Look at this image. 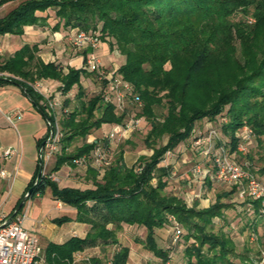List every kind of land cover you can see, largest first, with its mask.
<instances>
[{
	"label": "trees",
	"instance_id": "1",
	"mask_svg": "<svg viewBox=\"0 0 264 264\" xmlns=\"http://www.w3.org/2000/svg\"><path fill=\"white\" fill-rule=\"evenodd\" d=\"M9 1L15 0H0V7ZM47 9H53L57 18L54 29L61 26L98 32L102 42L107 37L114 40L107 41L110 50L115 48L124 57L117 73L131 85L132 92L123 111L106 102L103 89L108 82L84 68L87 50L83 52V65L68 67L66 72L59 64L44 63L36 54V45L24 44L12 56L0 59V87L18 86L36 110L47 116L52 129L55 115L30 83L37 79L58 81L62 95L76 87L79 101V106L58 123L61 137L50 169L43 170L37 179V165L8 216L29 188L32 191L27 200L48 188L54 200L76 210L73 219L56 217L52 219L54 224L74 220L89 226L83 238L72 236L61 244L47 242L43 252L47 264H128L130 249L117 237L122 224L145 229V237H135L134 242L165 264L170 250L157 244L156 230L170 227L171 217L178 223L180 235L177 242L171 238L170 242L174 247L181 243L185 264H253L246 254L237 252L228 233L214 230V220H223L224 210L234 206L222 198L237 197L236 186L219 185L208 175L204 184H216L228 191L218 193L207 207L198 208L195 202L189 207L181 197L165 191L171 167L160 162L167 152H175L199 130L198 122L226 114L228 122L215 126L226 137H220V142L224 141L229 154H236L238 162H248L252 173L263 174L264 166L254 167L249 148L245 155L236 151V133L249 125L255 143L264 142V0H20L0 17V36L21 35L24 26L41 21L36 13ZM237 14L240 18L233 20ZM249 17L254 22H249ZM87 72L95 76L100 87L98 94L84 99L81 77ZM135 97L140 105L135 104ZM68 103L64 100V106ZM133 110V117L148 124L144 143L152 150L151 155H140L135 166L128 167L119 152L99 180L98 171L87 167L93 183L89 188L60 187L50 178L63 165L76 166L75 159L102 145L99 140L86 141L93 130L103 124L123 123ZM49 134L48 126L36 142L38 149ZM77 138L84 142L68 151ZM159 141L161 146L156 147ZM44 149L45 145L41 153ZM205 162L212 167L210 160ZM239 204L250 215L246 224L251 230L249 237L257 238V223L264 220L259 212L260 200L247 197ZM108 245L116 246L110 256L91 255L74 261L76 253Z\"/></svg>",
	"mask_w": 264,
	"mask_h": 264
},
{
	"label": "crops",
	"instance_id": "2",
	"mask_svg": "<svg viewBox=\"0 0 264 264\" xmlns=\"http://www.w3.org/2000/svg\"><path fill=\"white\" fill-rule=\"evenodd\" d=\"M19 1H9L3 4L0 10L6 9V11L0 17L14 8ZM36 14L41 18V21L37 24L24 26L21 35L5 34L0 36V59L12 56L21 46L29 44L37 46L36 54L44 63L54 62L59 64L64 71H67L68 67L80 68L83 64V52L86 49L77 50L71 42V38L77 29L63 28L61 26L59 29H54L57 18L53 9H47ZM95 53L99 62L109 70L118 69L124 62V57L118 52L111 51L106 42H102ZM44 81L51 82L53 80ZM17 111L20 116L11 124L7 120V116ZM105 125H108L109 128L111 127L109 124H103L101 128ZM47 128L46 120L18 86L7 84L0 87V171L4 172V176L0 175V212L9 214L18 199L23 195L38 165L39 150L36 142L45 134ZM7 148H12L13 153L4 156L3 151ZM123 160L128 166V159L124 156ZM136 160L135 158L130 161L135 164ZM51 165L52 163L49 165V169ZM207 166L205 162L204 167ZM46 167L47 162H44L43 170ZM51 174L56 178L55 181L60 187L84 189L93 186L92 176L84 168L63 165L59 170ZM102 175L97 174V180L101 179ZM43 198V194L36 195L32 198L31 204L27 200L25 203L26 207H23L24 210L22 209V212L26 214L23 227L39 238L42 254L47 242L61 244L72 236L80 238L86 236L89 229L86 223L72 220L62 225H56L52 222L53 218L60 216H68L73 219L76 215V210L73 207L54 200L49 190L48 201H50V207L43 210L41 207L43 206ZM33 202L37 206V211L32 210ZM195 203L201 208L208 206L202 204V202ZM54 212L63 213V215L55 216L53 215ZM29 215L30 217H28ZM27 220L31 221L28 225L25 224ZM108 227H111V225ZM126 227H133V225L122 224V229ZM119 234L118 232L117 237H119ZM101 249L102 247L96 246L87 248L80 253L85 257L91 256L88 254L90 252H93L92 255L102 256L103 250Z\"/></svg>",
	"mask_w": 264,
	"mask_h": 264
},
{
	"label": "rangeland",
	"instance_id": "3",
	"mask_svg": "<svg viewBox=\"0 0 264 264\" xmlns=\"http://www.w3.org/2000/svg\"><path fill=\"white\" fill-rule=\"evenodd\" d=\"M5 11L6 9H1L0 16L3 15ZM239 18L240 15L237 14L233 17V20H238ZM248 21L254 22V19L252 17H249ZM107 41L114 43V40L110 39V37H107ZM107 41L106 43H108ZM235 41L238 46V39L236 38ZM111 51L118 52L115 48ZM239 53L240 49L237 48L236 55L238 56ZM101 66L103 69L107 71L109 70L106 69L102 64ZM165 67L169 68L170 65L166 64ZM35 83H40L41 85H43V87L48 90L47 96L49 100L55 102L56 105L54 107V113L58 123L61 121L64 114L72 110L74 107L76 108L79 106V101L75 97V94L77 92L76 87H73V89L68 92V94L62 95L59 90L60 83L58 81L53 80L51 82H47L44 81V79H37L34 82H31L30 84L33 87L35 86ZM81 84L84 88V99H88L89 97L98 94V88L100 87V84L96 81L95 76L93 74L87 72V74L83 75L81 78ZM66 99L69 100V103L68 105L64 106V100ZM129 106L133 107L131 105ZM162 111L165 110L163 109ZM134 114L135 111L133 110L130 115H128L125 121L133 117ZM227 122L228 117L226 114L218 115L216 118L213 119L206 118L201 120L200 122H198L200 125H198L196 129H199L200 132H205L207 127H220V125L226 124ZM248 127L250 126L248 125ZM109 130L110 128L108 127V125H105L104 127L99 128L98 130H93L87 136L86 141L91 142L93 140H99V144L104 145V141L107 140L106 135ZM147 130L148 124H146L143 119H140L138 127L132 133L128 134L126 137L118 138L112 144H108L107 146L109 147L108 150L110 152L108 154V157L111 162L117 158L119 152H122V158L124 159L125 156L126 159H128V167H132L130 165H133L134 163H132L130 160H133L135 158L138 159L140 155H151L152 150L147 147L144 143V137ZM199 130L194 132L193 136H191L188 140L181 143V145L178 146V151L173 152L170 156H166L165 160L160 162V165L162 166L166 164L171 167L170 174L167 178L168 185L165 191L181 197L189 207L193 204V202H202V204L209 205L210 203L215 201L216 195L218 193L228 191L227 188L216 184H213L208 187L206 183L204 184V180H201L194 176V173L192 171L194 166H205V162L203 160L205 157L200 153L202 147H197L193 145V141L195 140L194 135H196ZM218 133H221L220 137L222 138V140H225V135L221 131H218ZM83 142V139L77 138L69 147L68 151H73ZM251 142L252 143L249 144L248 148L251 152L252 163L255 168H261L264 166V142H262L261 145L258 142L255 143L254 139H252ZM161 143L162 142L160 141L157 142L156 147L161 146ZM220 143L221 142L217 141L216 145L218 146L220 145ZM53 160L54 155H52L50 159H48L47 167L44 170L45 172L48 171L49 165L53 162ZM135 164L133 166H135ZM139 169V167H136L135 171H139ZM43 196V206L41 207L44 210L45 208L50 207V201H48V188L45 189ZM32 200L33 199H29V204H31L30 202ZM222 201L226 203L230 202L234 206L224 210L223 220H214V230L223 229V231L228 233L230 238H232L235 243L237 252L246 254L249 259L252 260L253 264H264V220H259L257 223V228L255 232L257 238H251L249 237L251 230L246 227L250 215L248 214V212L242 210L243 207L241 204H239L240 200L235 195H230L228 197L222 198ZM25 207L26 205L24 206V208ZM32 210H38L35 202H33ZM53 215L60 216L63 215V213L54 212ZM28 217H30V215ZM25 222V224L28 225L31 221L27 220ZM169 229L170 228L167 225L164 228L156 230L157 244L161 247L169 248L170 250L169 259L165 264H185V259L181 252L182 245L181 243H179L177 244V246L174 247L171 244V236ZM119 233V243L121 245L128 246L130 249L129 264H163L159 261L158 258L146 251L140 244L134 242L135 237H145V229L133 225V227H126L125 229H122L121 231H119ZM98 247L101 248V246ZM113 248H116V246L108 245L102 247V256H110ZM88 254L92 255L93 252H90Z\"/></svg>",
	"mask_w": 264,
	"mask_h": 264
},
{
	"label": "built area",
	"instance_id": "4",
	"mask_svg": "<svg viewBox=\"0 0 264 264\" xmlns=\"http://www.w3.org/2000/svg\"><path fill=\"white\" fill-rule=\"evenodd\" d=\"M71 42L75 49L87 50L84 68L96 73L97 79L108 82L106 89H103L105 101L114 104L118 111H123L127 105V99L130 98L132 87L119 76L117 69L107 71L102 68L95 53L101 44L99 33L76 31L71 38ZM33 88L46 99L49 112L55 115L54 107L56 104L49 100L47 96L48 90L40 83H35ZM134 102L140 105V101L136 97L134 98ZM19 116L20 113L17 111L8 115L7 120L13 124ZM139 120V118L131 117L123 123L111 125L106 135L108 144H112L118 138L126 137L132 133L138 127ZM60 137L61 131L55 116V126L52 129V135L46 142L44 151L41 153L45 163L56 152ZM236 138V151L241 155H245L252 141L251 129L244 125L236 133ZM217 141L220 142L221 138L215 127H207L205 132L198 131L195 135L193 145L202 147L200 153L205 157L203 160H210L212 167L196 165L192 169L194 176L204 180L209 175L219 185L236 186L237 198L240 201H243L247 197L259 199V212L260 215L264 216V172L261 175L252 173L248 169V162H238L235 159V153H228L224 141L218 146L216 145ZM108 149L109 147L97 145L89 154L75 159L74 163L77 167L84 169L92 166L98 171V174L102 175L105 168L111 162L108 157L110 153ZM12 153V148H7L3 151L4 156ZM171 154V152H167L162 161L165 160L166 156H170ZM0 175L4 176V172L0 171ZM50 178L54 181L56 180L52 174ZM7 217L8 214L0 212V264H47L42 254L39 238L29 233L23 227V221L26 218L25 212L21 211L5 223ZM170 220L172 221V225L169 227V232L172 242L175 243L179 238L180 229L173 217ZM251 238L254 237L252 236ZM86 258L84 255L76 253L74 261L77 262Z\"/></svg>",
	"mask_w": 264,
	"mask_h": 264
},
{
	"label": "water",
	"instance_id": "5",
	"mask_svg": "<svg viewBox=\"0 0 264 264\" xmlns=\"http://www.w3.org/2000/svg\"><path fill=\"white\" fill-rule=\"evenodd\" d=\"M44 119L46 120L49 128H50V134L48 136V138L46 140H44L40 147H39V159H38V164H39V171H38V174H37V179L40 177V175L42 174L43 172V163H42V155H41V150H42V147L46 144V142L50 139L51 135H52V126L51 124L47 121V116L46 115H43ZM32 191V188H29L28 191L24 194V196L20 199L19 203L17 204V206L15 207V209L13 210V212L6 218V221L5 223H7L8 221H10L15 215L16 213L18 212V210L23 206V204H25L28 196L30 195Z\"/></svg>",
	"mask_w": 264,
	"mask_h": 264
}]
</instances>
